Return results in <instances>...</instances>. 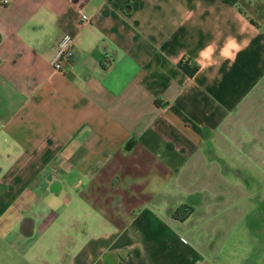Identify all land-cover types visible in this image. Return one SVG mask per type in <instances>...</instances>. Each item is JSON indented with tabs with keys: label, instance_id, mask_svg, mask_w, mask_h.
Masks as SVG:
<instances>
[{
	"label": "crops",
	"instance_id": "crops-1",
	"mask_svg": "<svg viewBox=\"0 0 264 264\" xmlns=\"http://www.w3.org/2000/svg\"><path fill=\"white\" fill-rule=\"evenodd\" d=\"M0 122V264H214L264 197V0H0Z\"/></svg>",
	"mask_w": 264,
	"mask_h": 264
},
{
	"label": "rangeland",
	"instance_id": "rangeland-1",
	"mask_svg": "<svg viewBox=\"0 0 264 264\" xmlns=\"http://www.w3.org/2000/svg\"><path fill=\"white\" fill-rule=\"evenodd\" d=\"M263 202L261 197L255 204L249 203V210L237 219L234 216L231 227L226 222L218 228L211 245L217 258L214 264H264Z\"/></svg>",
	"mask_w": 264,
	"mask_h": 264
},
{
	"label": "built area",
	"instance_id": "built-area-1",
	"mask_svg": "<svg viewBox=\"0 0 264 264\" xmlns=\"http://www.w3.org/2000/svg\"><path fill=\"white\" fill-rule=\"evenodd\" d=\"M88 21H90L89 15L86 13H80L78 22L86 23ZM72 44V35L68 32L63 33L60 39L58 40L56 50L51 59V63L56 69H61L63 61L70 57L72 53Z\"/></svg>",
	"mask_w": 264,
	"mask_h": 264
},
{
	"label": "trees",
	"instance_id": "trees-1",
	"mask_svg": "<svg viewBox=\"0 0 264 264\" xmlns=\"http://www.w3.org/2000/svg\"><path fill=\"white\" fill-rule=\"evenodd\" d=\"M226 1L234 4V3H236L237 0H226ZM179 65L182 69L186 70L189 73H192L196 69V65L188 67V65L186 63H184L183 61H180ZM127 146L129 147L130 145L128 144ZM190 211H191V207L189 205L181 204L173 210L172 214H173V216H175L179 219H184L186 216H188Z\"/></svg>",
	"mask_w": 264,
	"mask_h": 264
}]
</instances>
